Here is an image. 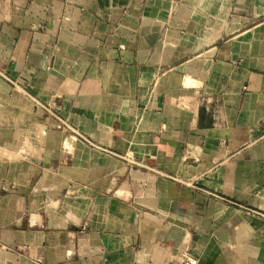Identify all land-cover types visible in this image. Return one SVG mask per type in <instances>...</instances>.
I'll return each mask as SVG.
<instances>
[{
	"label": "crops",
	"instance_id": "crops-1",
	"mask_svg": "<svg viewBox=\"0 0 264 264\" xmlns=\"http://www.w3.org/2000/svg\"><path fill=\"white\" fill-rule=\"evenodd\" d=\"M184 251L264 264V0H0V264Z\"/></svg>",
	"mask_w": 264,
	"mask_h": 264
},
{
	"label": "built area",
	"instance_id": "built-area-1",
	"mask_svg": "<svg viewBox=\"0 0 264 264\" xmlns=\"http://www.w3.org/2000/svg\"><path fill=\"white\" fill-rule=\"evenodd\" d=\"M39 105L43 106L41 103L38 102ZM45 108V107H44ZM50 111L49 109H47ZM55 120L57 121L59 128L67 133L68 135L72 136L77 141L86 143L94 148H99L97 144L92 141L85 133L80 131L77 127L73 126L67 119L62 117L58 114H53ZM178 264H197L196 259L188 252L184 251L179 256V262Z\"/></svg>",
	"mask_w": 264,
	"mask_h": 264
}]
</instances>
